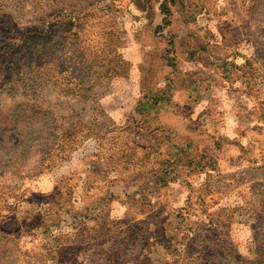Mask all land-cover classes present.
Segmentation results:
<instances>
[{
    "label": "rangeland",
    "instance_id": "1",
    "mask_svg": "<svg viewBox=\"0 0 264 264\" xmlns=\"http://www.w3.org/2000/svg\"><path fill=\"white\" fill-rule=\"evenodd\" d=\"M0 264H264V0H0Z\"/></svg>",
    "mask_w": 264,
    "mask_h": 264
},
{
    "label": "trees",
    "instance_id": "2",
    "mask_svg": "<svg viewBox=\"0 0 264 264\" xmlns=\"http://www.w3.org/2000/svg\"><path fill=\"white\" fill-rule=\"evenodd\" d=\"M128 215H129V212H128V210L125 209V212L123 213V217L125 218V220H126L127 222L131 219V217L128 216ZM128 223H129V222H128Z\"/></svg>",
    "mask_w": 264,
    "mask_h": 264
}]
</instances>
